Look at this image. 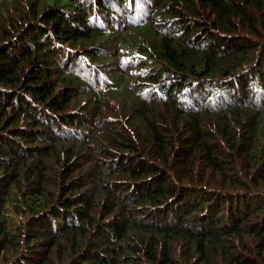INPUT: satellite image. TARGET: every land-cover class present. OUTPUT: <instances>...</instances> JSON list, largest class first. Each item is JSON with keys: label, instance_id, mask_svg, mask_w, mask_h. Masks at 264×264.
Returning a JSON list of instances; mask_svg holds the SVG:
<instances>
[{"label": "trees", "instance_id": "trees-1", "mask_svg": "<svg viewBox=\"0 0 264 264\" xmlns=\"http://www.w3.org/2000/svg\"><path fill=\"white\" fill-rule=\"evenodd\" d=\"M0 264H264V0H0Z\"/></svg>", "mask_w": 264, "mask_h": 264}, {"label": "bare ground", "instance_id": "bare-ground-1", "mask_svg": "<svg viewBox=\"0 0 264 264\" xmlns=\"http://www.w3.org/2000/svg\"><path fill=\"white\" fill-rule=\"evenodd\" d=\"M70 40V39H69ZM172 84V83H171ZM240 92V91H239ZM211 107V106H210ZM110 123V122H109ZM121 127V126H120ZM105 128V127H104ZM191 228V227H190Z\"/></svg>", "mask_w": 264, "mask_h": 264}]
</instances>
